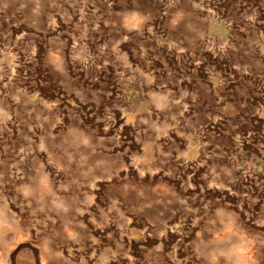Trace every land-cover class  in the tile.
<instances>
[{
    "label": "rangeland",
    "instance_id": "374dc122",
    "mask_svg": "<svg viewBox=\"0 0 264 264\" xmlns=\"http://www.w3.org/2000/svg\"><path fill=\"white\" fill-rule=\"evenodd\" d=\"M142 3L0 0V264H264V0Z\"/></svg>",
    "mask_w": 264,
    "mask_h": 264
},
{
    "label": "flooded vegetation",
    "instance_id": "af4514ba",
    "mask_svg": "<svg viewBox=\"0 0 264 264\" xmlns=\"http://www.w3.org/2000/svg\"><path fill=\"white\" fill-rule=\"evenodd\" d=\"M139 1V0H138ZM142 1L143 11L147 14H149L150 10L155 7L153 3H151L152 0H140ZM147 2V3H145Z\"/></svg>",
    "mask_w": 264,
    "mask_h": 264
}]
</instances>
